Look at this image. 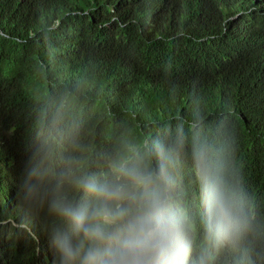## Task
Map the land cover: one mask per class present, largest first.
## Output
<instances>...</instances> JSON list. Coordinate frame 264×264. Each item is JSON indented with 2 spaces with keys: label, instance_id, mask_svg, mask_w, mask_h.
Listing matches in <instances>:
<instances>
[{
  "label": "trees",
  "instance_id": "16d2710c",
  "mask_svg": "<svg viewBox=\"0 0 264 264\" xmlns=\"http://www.w3.org/2000/svg\"><path fill=\"white\" fill-rule=\"evenodd\" d=\"M231 112L248 189L264 203V0H0V264H52L16 199L33 125L72 110L94 157L124 135Z\"/></svg>",
  "mask_w": 264,
  "mask_h": 264
},
{
  "label": "clouds",
  "instance_id": "9594fccd",
  "mask_svg": "<svg viewBox=\"0 0 264 264\" xmlns=\"http://www.w3.org/2000/svg\"><path fill=\"white\" fill-rule=\"evenodd\" d=\"M233 114L193 100L146 136L94 157L66 103L33 125L19 222L52 264H264V203L246 184Z\"/></svg>",
  "mask_w": 264,
  "mask_h": 264
}]
</instances>
